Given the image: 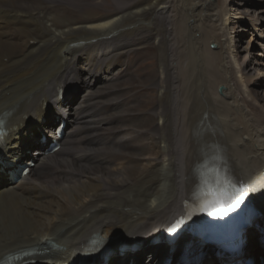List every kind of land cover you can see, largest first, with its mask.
Listing matches in <instances>:
<instances>
[{
  "label": "bare ground",
  "instance_id": "1",
  "mask_svg": "<svg viewBox=\"0 0 264 264\" xmlns=\"http://www.w3.org/2000/svg\"><path fill=\"white\" fill-rule=\"evenodd\" d=\"M256 2L0 0V264L24 250L42 252L35 264H88L78 254L96 233L125 248L94 264L175 258L180 240L155 242L158 233L181 231L187 200L220 175L239 180L264 210V9ZM247 23L259 31L242 47ZM128 52L133 81L151 88L132 101L101 91L122 85ZM59 121V149L46 150ZM83 175L91 177L81 183ZM16 179L33 181L16 190ZM260 222L244 245L259 260ZM203 247L197 262L220 264ZM197 262L190 255L180 264Z\"/></svg>",
  "mask_w": 264,
  "mask_h": 264
},
{
  "label": "rangeland",
  "instance_id": "2",
  "mask_svg": "<svg viewBox=\"0 0 264 264\" xmlns=\"http://www.w3.org/2000/svg\"><path fill=\"white\" fill-rule=\"evenodd\" d=\"M255 1H257L256 3L258 4V7L260 6L259 8H263L264 9V0H255ZM257 30L259 31V28ZM257 30H255L249 23L246 24L245 30H242L241 31L243 34L239 36V40H240V43H241V46L242 47H245V46H247L249 44V42L251 41V39L253 38V36L258 33ZM250 51H251V54L253 55V53L256 54L260 50H259V47L254 44V47H250ZM135 59H136V55H135L134 52H128L127 56L124 59H121L122 60V63L124 65H127L126 66L127 67L126 68L127 69V72H126V74L124 76H122L121 81H120L122 85L119 88L118 87L116 88L115 86H112V85L107 84V85H105V87L103 89H101V91L102 90L103 91H107L108 93H111L112 92L111 94H113V92H114V95L115 94H126V95H128L127 98H130L129 99L130 101H132V96L133 95H135V94L137 95V93L138 94H142V93H145L146 91H150L151 88L148 87L147 85L144 86V84L142 82H139V81L134 82L133 81V79L136 78V75L138 73L137 72V69H136V66L137 65H136V60ZM3 62H5V61H3ZM198 72L201 73L200 71H198ZM118 90H120V91H118ZM123 91H125V92H123ZM118 92H120V93H118ZM98 94H100V92L95 93L96 96ZM92 105L94 107L93 108L94 109L93 111L95 112V115H96L99 110L97 108L95 109V105L94 104H92ZM107 111H109V109ZM92 124H93V120L90 121L89 124H88V127H87L88 128V133H91V132L94 131V128H93ZM85 176L86 177H91V175H88V176L87 175H83V177L80 178V182L81 183L86 182L87 178ZM32 181L26 183V182H23L20 179H16L11 184V186L14 189L16 188V190H18V187L19 186L20 187L21 186H25L26 187V186H28V184L32 183ZM22 183H24L26 185H24ZM61 185L64 186V187H68L71 184H69V183H63V184L58 185L57 187H59Z\"/></svg>",
  "mask_w": 264,
  "mask_h": 264
},
{
  "label": "snow or ice",
  "instance_id": "3",
  "mask_svg": "<svg viewBox=\"0 0 264 264\" xmlns=\"http://www.w3.org/2000/svg\"><path fill=\"white\" fill-rule=\"evenodd\" d=\"M232 195L238 196V198L231 201L223 200L220 207L213 212H209V215L215 216L217 218H223L230 213L236 212L237 209H241L242 203H244V206L247 209H251L253 211L257 210L255 204H248L245 202L244 198L245 195H247V190L243 186L233 191ZM220 196H223V193H220ZM241 211H243V209H241ZM175 230V227H173L169 229V232H174Z\"/></svg>",
  "mask_w": 264,
  "mask_h": 264
}]
</instances>
